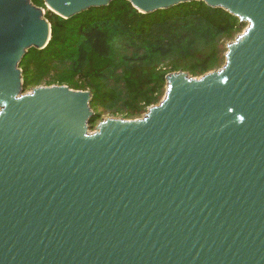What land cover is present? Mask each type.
Returning <instances> with one entry per match:
<instances>
[{
	"label": "water",
	"instance_id": "obj_1",
	"mask_svg": "<svg viewBox=\"0 0 264 264\" xmlns=\"http://www.w3.org/2000/svg\"><path fill=\"white\" fill-rule=\"evenodd\" d=\"M70 18L112 0H43ZM203 1L246 23L224 63L166 75L140 117L91 129L90 90L23 89L45 9L0 0V264H264V0Z\"/></svg>",
	"mask_w": 264,
	"mask_h": 264
},
{
	"label": "trees",
	"instance_id": "obj_2",
	"mask_svg": "<svg viewBox=\"0 0 264 264\" xmlns=\"http://www.w3.org/2000/svg\"><path fill=\"white\" fill-rule=\"evenodd\" d=\"M32 2L46 8L43 0ZM44 16L51 37L44 48L32 47L23 56V89L66 84L90 90L91 128L103 112L141 116L161 100L165 77L173 71L200 76L220 67L223 42L233 40L245 25L203 1L142 13L127 0H112L70 18L48 9Z\"/></svg>",
	"mask_w": 264,
	"mask_h": 264
},
{
	"label": "rangeland",
	"instance_id": "obj_3",
	"mask_svg": "<svg viewBox=\"0 0 264 264\" xmlns=\"http://www.w3.org/2000/svg\"><path fill=\"white\" fill-rule=\"evenodd\" d=\"M45 11H46V8H45ZM245 25H244V27H243V29L245 28V26H246V23H244ZM243 29L241 30V32L243 31ZM240 33V32H239ZM229 41H232V40H228V41H225V43L223 42V44H224V47H226L225 45H226V43L227 42H229ZM223 44L221 43V47L223 46ZM163 97V96H162ZM105 117H123V116H121V115H112V114H110V113H108V112H103L102 114H101V118L100 119H103V118H105ZM137 117H140V116H136L135 118H137ZM126 118V117H125ZM130 119H132V118H130ZM92 130H93V128H91Z\"/></svg>",
	"mask_w": 264,
	"mask_h": 264
}]
</instances>
